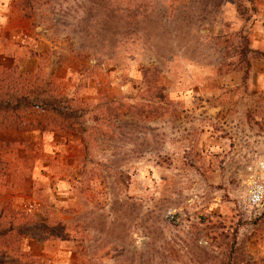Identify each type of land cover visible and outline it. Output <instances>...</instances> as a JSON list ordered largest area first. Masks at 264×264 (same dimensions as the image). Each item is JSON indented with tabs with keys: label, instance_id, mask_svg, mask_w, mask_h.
<instances>
[{
	"label": "rangeland",
	"instance_id": "obj_1",
	"mask_svg": "<svg viewBox=\"0 0 264 264\" xmlns=\"http://www.w3.org/2000/svg\"><path fill=\"white\" fill-rule=\"evenodd\" d=\"M9 68L0 264H264V0H0Z\"/></svg>",
	"mask_w": 264,
	"mask_h": 264
},
{
	"label": "trees",
	"instance_id": "obj_2",
	"mask_svg": "<svg viewBox=\"0 0 264 264\" xmlns=\"http://www.w3.org/2000/svg\"><path fill=\"white\" fill-rule=\"evenodd\" d=\"M0 93L7 98L6 100H0V113L8 117L7 119H3L8 121L3 123L1 127L6 130L20 129L21 126L16 128L14 123L15 117L19 119L20 114L35 107L32 81L9 68L6 70V73H0ZM45 107L46 110L48 108L61 117L66 115L57 106L52 107L49 100H45ZM7 236L8 233L1 232L0 234V237Z\"/></svg>",
	"mask_w": 264,
	"mask_h": 264
},
{
	"label": "built area",
	"instance_id": "obj_3",
	"mask_svg": "<svg viewBox=\"0 0 264 264\" xmlns=\"http://www.w3.org/2000/svg\"><path fill=\"white\" fill-rule=\"evenodd\" d=\"M261 172H264V162L260 165ZM247 207L257 211L264 208V178L254 175L251 178L250 191L246 197Z\"/></svg>",
	"mask_w": 264,
	"mask_h": 264
},
{
	"label": "crops",
	"instance_id": "obj_4",
	"mask_svg": "<svg viewBox=\"0 0 264 264\" xmlns=\"http://www.w3.org/2000/svg\"><path fill=\"white\" fill-rule=\"evenodd\" d=\"M24 252H25L24 245L21 246L20 250L18 249V247L16 248V253H18L17 264H26ZM5 256L8 258L9 256H11V254L6 253ZM43 264H72L71 253L69 252L68 254L66 251H64V252H60V254L57 257L55 256L46 257L44 259Z\"/></svg>",
	"mask_w": 264,
	"mask_h": 264
}]
</instances>
